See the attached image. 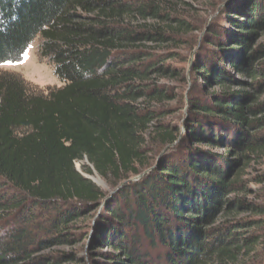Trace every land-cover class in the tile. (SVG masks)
<instances>
[{
  "label": "trees",
  "instance_id": "obj_1",
  "mask_svg": "<svg viewBox=\"0 0 264 264\" xmlns=\"http://www.w3.org/2000/svg\"><path fill=\"white\" fill-rule=\"evenodd\" d=\"M199 2L0 0V65L63 84L0 72V264H264V0Z\"/></svg>",
  "mask_w": 264,
  "mask_h": 264
},
{
  "label": "rangeland",
  "instance_id": "obj_2",
  "mask_svg": "<svg viewBox=\"0 0 264 264\" xmlns=\"http://www.w3.org/2000/svg\"><path fill=\"white\" fill-rule=\"evenodd\" d=\"M219 1L220 0H201V2L199 3H193L195 7L194 17L196 18V20H199L203 24H205V22H207V24L209 23L211 24L212 20L218 17V14H216V12H213L212 14H210L212 10H210L211 8H209L208 4L212 2L219 3ZM221 1L223 2V0ZM205 28L206 26H204V29ZM198 35H199L198 36L199 40L203 38L202 33L199 32ZM195 39L197 40V36L193 35V36L188 37L186 41L188 42H190L191 40L195 41ZM40 41H41L40 39H37L34 43H32V45L27 49V51L25 52V54L23 55L20 61L15 62V63H6V64L0 65V72L19 75L25 80V82L28 84V87L33 92L47 94L51 90L62 87L63 84L61 83L60 79L55 75L53 66L48 61L43 60L41 58L39 54ZM198 47L193 50L195 51L194 53H197L199 51ZM184 54H185L184 56H188L189 52L184 53ZM174 62L175 61H173L172 63L174 64ZM175 64L177 65V68L181 70L183 68H188L187 63L185 65V63L183 62L177 61ZM187 78H188V82L184 87L185 96H187L190 85L192 84V81L189 75L187 76ZM164 85L165 86H163V88L167 89L168 91L173 90V89L175 91L178 90V89H175L176 85L173 82L172 83L167 82ZM168 106H169L168 107L169 111H173L175 113L167 117V122L182 124L184 122L183 115H185L184 119L186 118V116H190L186 108L182 109L181 111L182 105H180V103H178L177 101L170 103V105ZM85 167H90L87 161L76 163L77 170L81 172L85 177L92 179V181H94L95 184L102 191H104L105 193H111V192L113 193V191H115L113 187L110 185V183L107 180L103 179L94 170V168L91 167L94 172L93 175L85 174L83 172V169H85ZM96 227L97 225L91 223L90 227H84L82 229L83 231L81 235V239L83 240L82 244L86 245V247H88L89 240L84 239V238L86 236L93 237L94 231H92V228H96ZM64 250H68V249L66 248Z\"/></svg>",
  "mask_w": 264,
  "mask_h": 264
},
{
  "label": "water",
  "instance_id": "obj_3",
  "mask_svg": "<svg viewBox=\"0 0 264 264\" xmlns=\"http://www.w3.org/2000/svg\"><path fill=\"white\" fill-rule=\"evenodd\" d=\"M151 170H148V171H146V172H144L142 175H140V176H138V177H136V178H134L133 179V181H136V180H140L144 175H146L148 172H150ZM87 179H90V178H88V177H86ZM90 180H92V179H90ZM94 182V181H93ZM97 182V181H96ZM95 183V182H94ZM109 199V198H108ZM108 199L106 200V201H108Z\"/></svg>",
  "mask_w": 264,
  "mask_h": 264
}]
</instances>
